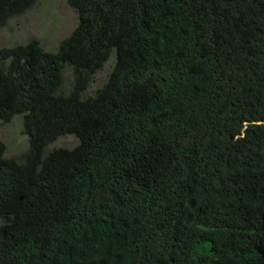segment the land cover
I'll list each match as a JSON object with an SVG mask.
<instances>
[{"label": "trees", "instance_id": "1", "mask_svg": "<svg viewBox=\"0 0 264 264\" xmlns=\"http://www.w3.org/2000/svg\"><path fill=\"white\" fill-rule=\"evenodd\" d=\"M37 2L0 0V29ZM67 3L55 50L0 49V124L22 114L28 138L19 161L0 140V264H236L264 244V0Z\"/></svg>", "mask_w": 264, "mask_h": 264}, {"label": "rangeland", "instance_id": "2", "mask_svg": "<svg viewBox=\"0 0 264 264\" xmlns=\"http://www.w3.org/2000/svg\"><path fill=\"white\" fill-rule=\"evenodd\" d=\"M78 15L67 0H38L36 5L25 14L12 18L0 29V49L17 44H25L36 39L47 51L56 49L58 43L67 37L77 26ZM113 57L105 67L96 74L89 85L88 92H94L109 76ZM72 72L67 69L64 74L61 93L67 95L71 90ZM0 140L5 143V156L19 161L28 148V138L22 133V114L14 115L9 122L0 124ZM77 139L73 135L60 137L48 149L54 147H74Z\"/></svg>", "mask_w": 264, "mask_h": 264}, {"label": "clouds", "instance_id": "3", "mask_svg": "<svg viewBox=\"0 0 264 264\" xmlns=\"http://www.w3.org/2000/svg\"><path fill=\"white\" fill-rule=\"evenodd\" d=\"M241 247L251 252L247 254L245 250H240L236 264H261L264 262V244H245Z\"/></svg>", "mask_w": 264, "mask_h": 264}]
</instances>
